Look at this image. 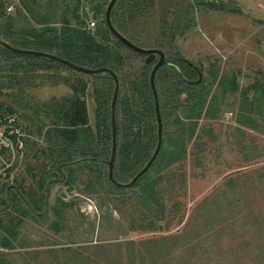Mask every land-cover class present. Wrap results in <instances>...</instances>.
I'll return each instance as SVG.
<instances>
[{
    "label": "rangeland",
    "instance_id": "rangeland-1",
    "mask_svg": "<svg viewBox=\"0 0 264 264\" xmlns=\"http://www.w3.org/2000/svg\"><path fill=\"white\" fill-rule=\"evenodd\" d=\"M0 1L6 7V15L0 16V32L8 16H12L14 29H26L43 17H36L35 11L46 12L48 7V0H41L40 5L34 3L32 10L28 7L32 0ZM67 1L72 5L78 3ZM81 1V12L86 10L89 22L98 23L92 9L95 2ZM97 1L108 6L110 0ZM212 3L225 7L214 8ZM61 10L62 4L51 17L59 18ZM129 25L135 42L165 51L166 59L160 67L170 64L179 70L185 82L193 83L192 79L201 82V97L205 102L200 117H187L186 111L179 112V119L176 114H169L167 122L163 120L166 131L163 141L167 137L164 148L169 154L162 156L160 152L148 176L125 189L110 185L102 175L109 170L107 160L101 164V170L85 163L61 167L48 178L53 181L47 189H42L37 182L42 170L31 172L28 167L35 163V153L40 155L43 147H49L51 125L66 123L59 110L74 92L65 79L73 80L75 76L78 79L82 74L89 81L86 99L93 129L96 126L94 81L88 72L65 67L59 71L39 67L34 71L24 68L10 71L11 62L3 56L0 47V114L4 116L0 117V185L22 182L27 200H32L36 189L37 193L46 194L38 207L20 202L1 214L4 224L14 228L12 232L5 231L9 245L0 244V264H151L158 251L156 247L151 250L152 243H147L150 249L143 253L144 263L140 255L143 242L149 238L162 239L160 245L173 247L171 257L174 252L184 256L186 237L190 236L189 240L195 244L203 242L207 228L212 232L224 228L225 219L240 209L244 210L242 216L252 210L254 213L212 236L218 242L216 248L223 241V250L230 240L239 241L233 247L235 254L205 253V244L194 246L193 257L201 261L211 257L217 264H250L264 256L259 250L264 251V232L259 236L257 233L264 226V97L257 90L259 86L246 92L254 82H264V0H156L150 11ZM2 38L5 39L4 33L0 34ZM123 50L129 58L118 70L119 97L127 92L132 94L135 81L141 83L150 77L159 59V54L149 61L148 54L125 47ZM187 71L190 77L185 74ZM14 73L18 80L4 86ZM233 79L238 82L237 89L233 88ZM170 89L163 91L158 82L161 109L171 100ZM189 91L193 89L188 86L179 95L185 99ZM192 96V101L198 100L196 94ZM168 104L173 106L172 102ZM7 105L13 106L14 111H9ZM209 105L213 108V118L205 116ZM197 111L196 108L192 112ZM180 120L185 123V143L176 146L170 141L181 128ZM195 122L196 131L191 137L187 128ZM155 123L151 116L144 121L143 128L152 124L156 131ZM10 134H16V140ZM175 146L183 150L181 159L174 163L171 150H176ZM41 160L49 162L43 156ZM232 174L237 187L222 193L219 186H224ZM149 179L161 180L158 188L166 203V222L162 225H149L148 216L144 217L145 212L152 214L158 209L156 200L151 203L142 197L149 190L145 185ZM3 193L0 196L4 198ZM207 197L210 199L205 205ZM142 224L147 225L142 227ZM130 245L139 249L131 252L135 258L132 262Z\"/></svg>",
    "mask_w": 264,
    "mask_h": 264
},
{
    "label": "trees",
    "instance_id": "trees-1",
    "mask_svg": "<svg viewBox=\"0 0 264 264\" xmlns=\"http://www.w3.org/2000/svg\"><path fill=\"white\" fill-rule=\"evenodd\" d=\"M77 1L78 3L72 5L71 2H68L67 0H61V2H59V0H48L46 4L48 6L46 12H39V10L35 11L36 17L37 15L43 16L39 18L38 24H32L26 29H14V22L13 19H10L12 18L10 15L8 16L9 20H6L5 22L3 32H0V34L4 33L5 40L7 39V41L15 46L46 50L85 66L99 67L107 65L115 69L118 73L119 68L124 65V63H126L129 58V54L123 50V47L128 48L129 50H135L118 38L109 28L106 20L107 6L103 3V1L91 0L92 3L95 2L92 4L94 16L99 18L98 23L95 20L96 26L94 28L89 26L87 11L83 10V12H81L80 10L82 1ZM155 2L156 0H117L111 12L112 20L115 26L127 37L131 38L133 41L136 40L133 32H130L129 23L135 21L137 17L142 16L146 12L150 11V9L155 5ZM34 3L35 5H40L41 0H32V2H30L28 5L30 10L33 9L32 6ZM59 3L62 4L60 16L59 18H52V13H55L56 15L57 10L61 5H59ZM211 6L215 8L219 7L220 5L218 6L212 3ZM83 7L85 8V5ZM220 7L225 6L221 5ZM5 11L6 7L0 1V16H5ZM0 47L3 56L11 62H9L11 66L10 71L18 70L20 68L30 71V69L33 70L36 67L44 69L54 68L55 70L57 69V71H59L61 67L75 70V68L69 66L68 64L52 57L17 52L2 43H0ZM26 65L31 66V68H28ZM164 66L165 65L160 67L156 74L157 88L158 82L160 83L163 91L171 88V95H169L171 100H168V102L165 103L163 102L164 107L161 109L163 120L167 122L169 118L167 116L172 113L176 114L178 118L180 111H186L187 117H200L205 102V99L201 97V82L187 83L184 81V78L181 76L178 69L173 68L170 64H168V66ZM166 70L168 71L167 75L163 74V71ZM105 73L106 74H104V72L90 73L93 78L92 81H94L93 96L96 100L95 129H93L89 124L88 105L86 99L87 95L89 94L87 92L89 81L86 80L82 74L78 79V76H75L73 80H70L69 78L65 79V82L71 85L74 92L72 97L65 99V104L61 107V110H59V112L63 113V118L65 119L66 123L61 125L55 122L53 125H51L52 128L49 129V133L52 134L48 137V140H50L49 147L42 148V155L35 153L34 157L36 158V161L35 163L30 164L28 167L31 172L38 168L42 170L41 176L37 179L38 186L40 188L43 189L46 187L47 189L49 182L53 181V179L48 180V178L58 173L61 167H64L68 164L77 163L79 166L87 164L93 169L101 170V164L105 160L108 162L110 159L112 151L111 102L115 81L113 76L108 71ZM185 74L190 77L188 71ZM16 79L18 80L16 74H12V78L10 80H6L4 86H11ZM100 80H102V82H99ZM168 80L171 81V83ZM237 84L238 82L236 79H233L234 89L238 88ZM188 86L191 87L193 91H189L190 95L187 94V98L185 97V99H183L182 96L179 95V92L182 90L184 91L185 88L187 90ZM257 86H259L257 90L259 92L261 91V94L264 97V82H254L249 88H247L246 92H248L249 89ZM133 89L134 91L132 94H128V92L123 95L121 94L117 102L116 119L118 129V151L115 160L114 172L117 179L122 181L130 180L129 178L133 177V175L148 161L153 153V146L155 147V144H157L158 140L157 123H155L156 131L154 125L152 124L143 128L144 121L149 119V117L154 116L155 120L157 121L155 98L150 77L148 76L147 78H144L141 83L139 81H135L133 84ZM195 94L197 95L198 100L192 101L194 97L192 95ZM169 102H172L173 106H169ZM7 108L11 112L14 111V108L11 105H7ZM196 108L198 113L192 112L193 109ZM212 109L213 108H211V105H209L205 112V116L207 118H213ZM0 117L2 118L4 116L1 115ZM239 121L242 122V120ZM184 124V121L180 120L181 128H178L176 136L171 138L170 143H174L176 146H181V143H185L183 133L186 132V128ZM252 126L256 127L254 124H252ZM187 130H189L190 136L192 137L196 131V122L195 125L188 126ZM164 133H166L165 130ZM10 135H12L13 139L16 140V134ZM5 136L9 137L8 134H5ZM166 140L167 137L163 141V148L160 150V152H163L162 156L167 153L169 154V151H166V146L164 148V143L166 145ZM176 146L174 149H176ZM182 150V148L171 150L173 158L172 161L174 163L181 159L180 155L182 154ZM42 156L47 158L49 162L41 160ZM156 160L157 158L153 164L156 162ZM153 164L150 166V168L153 166ZM150 168L142 176H140L139 179L148 176V171ZM129 173H131L130 177H126V174ZM33 175L34 177L36 176L35 172ZM102 175L106 178L110 185L117 187L118 189H125V186L117 185L111 180L109 176V170L104 172ZM235 179L236 178L233 174L229 175L225 181V185L222 187L219 186L218 189L221 190L222 193H226V191L229 189L236 188L237 185ZM158 180L160 179H149L145 184L149 187V190L146 189L147 191L142 193V197L145 199V201L152 203L156 200L155 203L158 205V209L154 211V213H144V217L148 216L149 225L152 226L162 225L166 222V203L164 198L161 197L162 190L158 188ZM24 190L25 189H23L22 182H2L0 185V194L2 191H4L6 195L4 198L3 196H0V244L2 246L9 245V237L6 236L5 231L7 230L12 232L14 226H6L2 219L3 215L1 214L9 210L14 205L20 204V202H26L30 207H38L37 204L43 200L44 197H46L44 192L41 194L40 192L37 193L36 189L34 194L31 196L32 200H27L25 198ZM60 199L62 198L60 197ZM209 199L210 197H207L204 203L205 205ZM63 204L66 205L67 202L63 201ZM241 208L244 209L242 206ZM236 211L237 213L234 215L232 214L228 216L227 219H225L224 228L217 229L216 232H212L211 228H207L204 231L205 242L203 240V242L195 244L192 242V240H189L190 236L186 237L187 240L184 246L186 247L184 249V256L183 253L177 254L174 252V256L171 257V251L173 247L171 248V246H166L164 244L160 245V241H162V239L149 238L143 242L144 249L140 250L143 263L144 258L146 257L143 253L144 251L150 249L147 246L148 242L152 243L151 250L153 247L158 249V251H156L154 254L151 264H217V262L214 261V258L212 259L211 257H207V260L203 261H201V258L196 260L195 257H193L195 255L194 246L196 245L206 244L205 253H222L223 251L229 255L235 254L236 250L233 247L239 241L230 240L227 249L223 250V241L216 248L218 242H216L212 236L216 233L218 234L219 232L222 233L223 230L227 229L226 227H232V224H234L235 221L243 219V217L247 219L254 213L252 210L247 215L242 216V212L244 210L240 209L239 211ZM144 217L142 216L141 220H144ZM244 222L246 223L249 221ZM146 225L147 224H142V227H145ZM257 230H260L257 232L259 236L261 232H264V226ZM258 236L251 241L252 244L258 239ZM165 238L168 237L165 236ZM209 244L210 247H208ZM130 246V248H132L130 253L132 251L139 250L135 249L133 245ZM259 250L260 253L264 255V251L261 250V248H259ZM256 259L257 260L255 262L253 261L254 263L251 262L250 264H264V256L262 258L257 257ZM130 260L131 262L135 260L132 253Z\"/></svg>",
    "mask_w": 264,
    "mask_h": 264
},
{
    "label": "water",
    "instance_id": "water-1",
    "mask_svg": "<svg viewBox=\"0 0 264 264\" xmlns=\"http://www.w3.org/2000/svg\"><path fill=\"white\" fill-rule=\"evenodd\" d=\"M117 0H110L106 9V20L108 23L109 28L111 31L118 37L120 38L124 43H126L128 46L142 52L145 54H148V60L150 61L152 58L155 57L156 54H159V59L158 61L154 64L152 67L151 73H150V82L152 86V90L154 93V98H155V107H156V117H157V124H158V140L156 147L148 159V161L134 174V176L128 180V181H122L116 178L114 168H115V160L117 156V151H118V129H117V102H118V97H119V90H120V78L115 69H113L110 66L104 65V66H99V67H90V66H85L81 65L79 63H76L68 58H65L63 56H59L53 52H49L46 50H40V49H35V48H26V47H20V46H15L11 44L9 41L5 39H0V43L8 46L14 51L17 52H22V53H32V54H38V55H43V56H48L55 58L57 60H60L69 66L84 71L88 73H95V72H104L108 71L114 78L115 81V87H114V92H113V97H112V102H111V112H112V151H111V156L110 159L108 160L109 163V176L111 180L120 186H131L133 185L140 176H142L153 164L155 159L158 157L162 143H163V137H164V122H163V116H162V110H161V102H160V97H159V91L157 88L156 84V74L158 68L162 65V63L165 61V51L161 49L160 47H150V46H142L138 44L137 42L133 41L131 38L127 37L123 32H121L114 24L111 16L112 9L115 5Z\"/></svg>",
    "mask_w": 264,
    "mask_h": 264
},
{
    "label": "flooded vegetation",
    "instance_id": "flooded-vegetation-1",
    "mask_svg": "<svg viewBox=\"0 0 264 264\" xmlns=\"http://www.w3.org/2000/svg\"><path fill=\"white\" fill-rule=\"evenodd\" d=\"M191 64H193V63H191ZM197 69H198V74L200 75L199 77H201V72H200V70H199V68L198 67H196ZM193 80V82H195V79H192ZM198 80H199V78H198Z\"/></svg>",
    "mask_w": 264,
    "mask_h": 264
},
{
    "label": "built area",
    "instance_id": "built-area-1",
    "mask_svg": "<svg viewBox=\"0 0 264 264\" xmlns=\"http://www.w3.org/2000/svg\"><path fill=\"white\" fill-rule=\"evenodd\" d=\"M94 24H96L95 20H91V21L89 22V26H90V25H94Z\"/></svg>",
    "mask_w": 264,
    "mask_h": 264
}]
</instances>
